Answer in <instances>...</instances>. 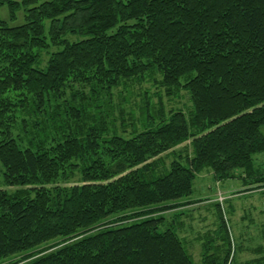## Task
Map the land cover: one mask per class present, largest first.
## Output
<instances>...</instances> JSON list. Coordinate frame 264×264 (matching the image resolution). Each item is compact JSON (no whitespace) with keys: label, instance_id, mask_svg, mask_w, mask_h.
<instances>
[{"label":"trees","instance_id":"1","mask_svg":"<svg viewBox=\"0 0 264 264\" xmlns=\"http://www.w3.org/2000/svg\"><path fill=\"white\" fill-rule=\"evenodd\" d=\"M2 6L20 22L0 18V262L194 264L176 231H159L162 214L187 206L203 170L218 182L256 174L264 0ZM156 74L166 97L188 92L191 109L166 115L159 101L142 109L140 131L118 135L102 98ZM187 142L191 153L176 154ZM165 155L177 158L165 166ZM229 252L220 261L204 250L201 264H227Z\"/></svg>","mask_w":264,"mask_h":264},{"label":"rangeland","instance_id":"2","mask_svg":"<svg viewBox=\"0 0 264 264\" xmlns=\"http://www.w3.org/2000/svg\"><path fill=\"white\" fill-rule=\"evenodd\" d=\"M0 18L11 26L20 22V19L15 22L9 20L5 6L0 8ZM47 59L48 55L43 53L42 66ZM160 80V75L156 74L141 83L130 81L114 89L110 98H102L107 121L115 122L114 130L118 135L129 138L133 131H140L142 125L137 120L141 117L142 109L145 107L150 110L157 109L159 101L166 115L170 111L179 110L187 113L191 109L188 92L180 91L168 98L159 85ZM74 88L80 90L78 86ZM69 96L70 91H67L66 97ZM132 120H136L135 124ZM261 132L264 136V125ZM175 153L182 157L190 154L188 142L177 147ZM175 158H177L175 155H165L163 157L165 166ZM254 168L256 170L254 178L246 183L242 181L244 177L242 171L235 172L236 179L218 182L214 180L210 170H203L193 182L192 194L181 200L187 202V206L163 213L164 223L160 225L159 231L166 229L176 231L194 264L202 263L204 250L220 261L229 250L227 264H264V153L254 156ZM2 173L3 168L0 164V175ZM76 182H79L77 173L69 183L60 185H73ZM217 204L228 232L229 245L223 239L224 233L220 228ZM59 242L55 240L44 246ZM17 259L18 256L11 258L12 261ZM8 262L9 260H6L0 264Z\"/></svg>","mask_w":264,"mask_h":264}]
</instances>
